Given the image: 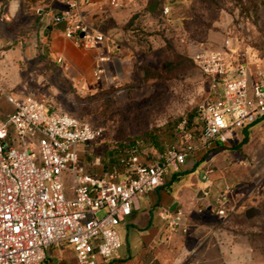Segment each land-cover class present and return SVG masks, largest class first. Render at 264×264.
<instances>
[{"label":"built area","instance_id":"1","mask_svg":"<svg viewBox=\"0 0 264 264\" xmlns=\"http://www.w3.org/2000/svg\"><path fill=\"white\" fill-rule=\"evenodd\" d=\"M59 1L62 8L51 22L63 24L66 39L90 48L107 42L83 14L94 0ZM104 1L112 9L124 6L122 0ZM167 12L164 7L163 13ZM232 53L226 41L192 59L216 89L213 98L196 106L200 124L196 139L186 136L184 143H174L152 161L131 149L116 167L100 175L90 172L83 160L101 135L99 128L33 96L16 97L0 83V264H47V251L64 246L72 251L75 264L116 258L122 246L119 226L131 215L137 197L162 186L193 152L225 145L264 117V73L232 62ZM2 59L0 43V66ZM106 61L107 57H98L92 71L96 80L101 79ZM91 165L98 166V160ZM208 174H203V181L208 182ZM63 175L70 184H65ZM232 191L225 185L216 199L219 219L226 216V195ZM158 216L174 232H187L182 210L169 216L162 209Z\"/></svg>","mask_w":264,"mask_h":264},{"label":"rangeland","instance_id":"2","mask_svg":"<svg viewBox=\"0 0 264 264\" xmlns=\"http://www.w3.org/2000/svg\"><path fill=\"white\" fill-rule=\"evenodd\" d=\"M149 3L142 0L140 9L124 25L131 27L132 39L124 53L127 80L121 86L86 92L72 87L58 71L41 85L32 86L36 93L28 94L101 130L89 147L90 155H83L85 164L98 160L99 169L116 167L131 149L152 161L174 143H184L186 136L191 141L198 137L196 106L213 98L216 90L193 63L200 51L229 41L232 62L264 73V0H166L152 7ZM263 125L264 121L256 122L251 133L261 132ZM260 136L250 142L241 138L229 143V149L216 150L212 157L218 158L222 151L226 159L237 158L231 149L246 144L242 157L262 159ZM197 176V169L190 171L180 185L186 180L197 182ZM63 178L70 184L66 175ZM249 208H257L259 215L247 220L244 212ZM232 209L212 223V241L200 237L197 264H264V175L248 181ZM61 261L74 264L69 250L61 252Z\"/></svg>","mask_w":264,"mask_h":264},{"label":"crops","instance_id":"3","mask_svg":"<svg viewBox=\"0 0 264 264\" xmlns=\"http://www.w3.org/2000/svg\"><path fill=\"white\" fill-rule=\"evenodd\" d=\"M122 2V9H112L104 0H94L83 10L88 22L108 39L102 46L90 48L77 46L66 39L63 24L51 22L52 16L62 8L59 0H0V43L3 51L0 83L16 97L36 93L32 86L41 85L44 79L54 77L58 71L72 87L86 92L99 87L121 86L127 80L124 71L128 61L124 53L132 39L131 27L126 29L124 25L140 9L142 0ZM101 55L107 57V61L103 64L101 79L96 80L92 71ZM51 105L55 109L54 104ZM263 121L264 117L256 122ZM255 123L236 133L225 145L193 152L180 171L168 174L162 186L137 197L131 215L119 226L122 246L117 257L98 264H197L195 258L200 237L204 235L205 239L212 241L215 235L212 223L218 217L213 211L219 207L215 202L223 187L229 185L233 188L226 195L225 207L228 209L248 187V181L264 175V153L259 160L242 157L240 153L246 144H242L239 150L231 149L237 158L226 159V152L222 151L218 158L212 157L216 150L229 149V143L241 138L250 142L261 133L264 147V128L261 132L251 133ZM207 159L209 162L201 166ZM91 164L92 160L86 163L89 171L96 175L107 171ZM195 169L198 170L197 182L196 179L186 180L184 185H180L184 175ZM206 171L209 172L208 182L202 180ZM229 181H233V186ZM174 184L178 186L173 187ZM204 190H208V196H203ZM162 209H166L169 216L177 209L182 210L187 232H174L167 221L159 218ZM65 249L73 257L68 247H53L47 251V264L49 261L51 264H63L61 252ZM206 249L209 251L208 247Z\"/></svg>","mask_w":264,"mask_h":264},{"label":"water","instance_id":"4","mask_svg":"<svg viewBox=\"0 0 264 264\" xmlns=\"http://www.w3.org/2000/svg\"><path fill=\"white\" fill-rule=\"evenodd\" d=\"M260 213V211L257 208H249L247 210H245L244 212V216L247 220L258 216Z\"/></svg>","mask_w":264,"mask_h":264},{"label":"trees","instance_id":"5","mask_svg":"<svg viewBox=\"0 0 264 264\" xmlns=\"http://www.w3.org/2000/svg\"><path fill=\"white\" fill-rule=\"evenodd\" d=\"M161 1H166V0H149V2H150L149 4H150V6L152 7V6H154L155 4H160ZM153 4H154V5H153ZM189 119H191V115H190Z\"/></svg>","mask_w":264,"mask_h":264}]
</instances>
